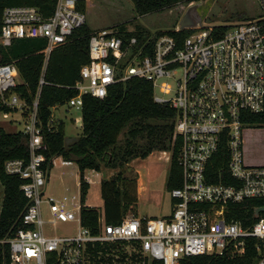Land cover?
<instances>
[{"label": "built area", "instance_id": "built-area-1", "mask_svg": "<svg viewBox=\"0 0 264 264\" xmlns=\"http://www.w3.org/2000/svg\"><path fill=\"white\" fill-rule=\"evenodd\" d=\"M81 1L58 0L49 18L33 6L6 7L0 47L9 48L15 40L45 39L42 53L47 62L54 49L86 24ZM251 1L257 6L256 17L229 27L221 36L214 27L201 26L190 29L193 33L182 42L167 31L138 34L135 29L112 27L91 33L89 63L74 86L77 95L66 105L81 112L84 96L102 100L111 86L131 79L152 84L154 102L176 111L174 139L181 142L182 182L169 192L173 210L167 218L139 219L129 214L119 225L100 218L96 235L83 227L81 205L77 214L67 198L57 200L46 191L49 172L44 170L46 156L41 152L45 147L38 101L29 109L14 93L17 66L0 65V96L9 95L5 103L12 109L29 110L23 132L29 138L30 159L5 164L8 175L23 180L21 191L28 201L16 233L2 241L9 247L11 264H92L96 246L121 243L138 244L145 257L162 264H180L200 255L243 256L251 241L257 252L254 264H264V213L255 214L261 207L254 208L257 219L247 226L232 213L234 207L264 199V166L246 164L244 158L247 114L264 111V0ZM220 156L226 159L220 172L226 174L224 181L215 183L211 172ZM58 223H77V232L46 234V225Z\"/></svg>", "mask_w": 264, "mask_h": 264}, {"label": "trees", "instance_id": "trees-1", "mask_svg": "<svg viewBox=\"0 0 264 264\" xmlns=\"http://www.w3.org/2000/svg\"><path fill=\"white\" fill-rule=\"evenodd\" d=\"M58 0H0V32L2 15L6 7L33 6L40 10L45 18L51 17ZM135 10L140 15L161 12L172 8L179 2L198 3L202 0H132ZM85 12V2L80 7ZM125 30V27H121ZM176 29V28H175ZM167 31L180 42L188 38L193 30ZM219 36L229 30V26L214 27ZM147 30L137 25L135 32L142 34ZM92 30L85 24L77 29L69 41L54 49L45 62L42 53L47 47L45 39L15 40L9 48L0 47V65L15 64L18 68V85L14 90L29 109L38 101L37 117L40 123L43 147L41 152L46 156L44 170L50 172L54 160L62 158L64 162L75 163L79 169V189L81 205V224L96 235L99 231L100 218L108 225H119L129 213L138 206V176L129 164L136 159H146L154 152H170L172 154L166 189L173 191L181 186L182 172L178 165L180 139H174L177 113L169 106L154 102V88L145 80L131 79L126 83L111 86L104 99L84 96L81 135L69 144L64 122L55 124L53 110L65 106L77 95L75 84L80 80L81 69L89 63V40ZM44 74V85L40 80ZM9 95L5 96L8 99ZM0 96V113L17 112L6 105ZM24 112V117H28ZM247 125L264 129V111L259 114H247ZM29 138L23 131L7 133L0 127V182L4 187L2 210L0 213V264H11L9 247L2 241L11 238L20 225V220L28 201L21 191L23 180L8 175L5 164L11 160L30 159ZM226 159L218 157L216 168L211 172L213 182L223 180L226 172H220ZM117 170L110 179L101 182L103 208L86 205L90 191V183L85 171L100 172L102 168ZM253 206V209H252ZM264 207V199L251 200L244 206L234 207L235 218L242 220L245 226L256 221L254 208ZM264 217V214L262 215ZM254 242H250L245 255L237 256L232 252L223 255H200L187 257L180 264H254L257 252ZM123 244V243H121ZM136 244V243H134ZM115 245V244H113ZM112 245H98L96 260L100 264L104 259L103 248ZM102 250H99V249ZM93 249V250H94ZM123 252V251H122ZM138 254H133V262ZM125 257V255H123ZM112 256L110 264H114ZM143 264H162L159 261L145 258Z\"/></svg>", "mask_w": 264, "mask_h": 264}, {"label": "rangeland", "instance_id": "rangeland-1", "mask_svg": "<svg viewBox=\"0 0 264 264\" xmlns=\"http://www.w3.org/2000/svg\"><path fill=\"white\" fill-rule=\"evenodd\" d=\"M85 13L87 16L86 25L92 30H102L106 28L125 27V29L133 30L137 25L143 26L146 30L170 31L177 27L192 5L188 1L179 2L172 8L145 15H140L135 10V4L132 0H84ZM199 4L198 13L201 17L200 26L204 29L217 26H229L230 28L243 23L249 19L256 17V4L251 0H202ZM180 77V75H179ZM178 77V78H179ZM170 84L175 87V81L171 80ZM157 94L161 95L158 90ZM53 121L55 124L64 122L67 137L78 138L82 130V114L76 109H70L67 105L58 107L53 110ZM0 127L7 133H16L24 130L25 120L22 117V111L5 114L0 113ZM255 129L251 126H246L244 129L245 147H247V136L250 130ZM261 142L264 144V138ZM250 150V154L254 157L264 156L263 149ZM258 146V145H257ZM159 152H154L151 161L161 167L169 168V162ZM246 164H250L248 154L244 152ZM138 160L136 165L140 163ZM157 165V166H158ZM77 165L64 166L62 160H55L54 170H52L49 182L46 186V191L57 200L67 198L69 207L78 214L77 206L80 205V189H79V172ZM156 180L148 185L149 191L144 194L142 202L138 204L136 210L129 213L131 216L139 217H157L162 218L168 216L172 211L171 196L166 189V180L168 172H157ZM92 179V178H91ZM2 184L0 182V193H3ZM2 198V195L0 194ZM0 198V208H1ZM86 205L89 207L101 208L102 197L100 183L95 182L91 187L87 196ZM45 232L52 236L74 235L77 232V223H58L55 226L46 225ZM103 248L104 259L100 264H110L112 260L114 264H143L145 256L142 254L140 246L134 243H123L108 246ZM99 250H102L101 248ZM123 251V252H122ZM98 249L92 251V264H98L96 253ZM133 254L137 255V260L141 262H133ZM125 255V257L123 256Z\"/></svg>", "mask_w": 264, "mask_h": 264}, {"label": "crops", "instance_id": "crops-1", "mask_svg": "<svg viewBox=\"0 0 264 264\" xmlns=\"http://www.w3.org/2000/svg\"><path fill=\"white\" fill-rule=\"evenodd\" d=\"M22 117L24 118L25 123H26V117H24L23 111H22ZM81 132H82V130H81ZM249 133L250 134L247 136V141H248L247 147H245V139H244V152L246 151L248 154V160L250 163L249 165L264 166V156L254 157L250 154V150L253 149V145H255L254 146L255 149H257V147H258V149L264 150V144L261 142L262 138H264V129H256V128L251 129ZM159 153L165 157L164 159H166L167 162H169V168H170L171 158L169 157L168 153L167 152H159ZM153 154H151L146 159H136L129 164V167L131 168V170H133V172H135V174H137V176H138V181H137L138 204L142 202V198H143L144 194H146L149 191L147 186L152 184L156 180V178L158 177L157 172H169V168H168V171H166V169H165L166 167H161L158 164H155L151 161V157L153 156ZM58 159L62 160V163L64 166H73L74 167L76 165L75 163L66 164L62 158H57L56 160H58ZM138 160H141V162L138 163V165H136ZM54 164H55V162H54ZM52 170H54V166L51 169V171L48 173L49 174L48 182H49V178H50V174H51ZM76 170H77V172H79V169H76ZM117 172H118L117 170H113V169L103 167L100 172L91 171V170L85 171V177H86L87 181L90 183L91 187L95 184V182H98V183H100V189H101V182L104 180H110ZM167 178H168V176H167ZM166 183H167V180H166ZM78 185H79V182H78ZM2 188H3V190H2L3 193H0L2 195V198L0 197L2 200L0 213L2 210V202H3V197H4L3 185H2ZM102 204H104L103 200H102ZM172 204H173V201L171 199V206H172V210H173ZM102 208H103V205L101 206V209ZM171 214H172V211L168 216H164L162 218H167ZM136 217L139 219H149V217H147V216L139 217L138 213L136 214ZM152 218H157V217H152Z\"/></svg>", "mask_w": 264, "mask_h": 264}, {"label": "water", "instance_id": "water-1", "mask_svg": "<svg viewBox=\"0 0 264 264\" xmlns=\"http://www.w3.org/2000/svg\"><path fill=\"white\" fill-rule=\"evenodd\" d=\"M199 4H192L187 12L185 13L184 17L182 18L179 27L181 30H187V29H194L201 24V17L198 13ZM77 138L73 137H67L65 139V142L67 144L76 141ZM261 213H264V207L258 208L255 211L256 216H259Z\"/></svg>", "mask_w": 264, "mask_h": 264}]
</instances>
